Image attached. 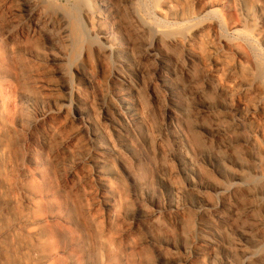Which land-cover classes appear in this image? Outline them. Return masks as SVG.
Listing matches in <instances>:
<instances>
[{
  "label": "rangeland",
  "instance_id": "374dc122",
  "mask_svg": "<svg viewBox=\"0 0 264 264\" xmlns=\"http://www.w3.org/2000/svg\"><path fill=\"white\" fill-rule=\"evenodd\" d=\"M23 1L0 0V23L6 32H16V48L21 53L25 50L35 51L33 58L23 56L22 60V55H13V58L9 53L14 73H18L16 75L19 76L22 87L36 98L35 108L42 110L44 106L54 108L64 104L68 108V117L56 114L45 122V128L52 125L58 130V135H44V129H41L33 136L44 143L46 155L52 159L67 146L73 152L65 157H68L67 159H60V162L55 163L56 184L62 186L72 165L94 153L89 128L81 121L78 111L67 104L70 98V80L74 79L79 85L98 131L104 134L109 143L117 145L121 140L134 153L135 158L109 157L114 171L119 175L115 183L122 197L126 223L124 226L134 223V242L146 245V250L131 253L128 242L122 241L119 253L121 264H128L129 256L130 264H185L186 256L182 247L194 242L202 248L209 250L210 247V251L218 252L222 258L221 264H240L256 252L264 253V242H259L260 234H257L264 221L261 195H256L261 193L258 192L262 185L255 172L259 165L256 155L260 151L258 152L257 146L256 148L248 145L247 131L244 126H240L230 111V95L219 92L216 83L204 70V64L209 62L206 47L199 45V49L198 44L195 46L201 51L202 57L190 64L191 66L183 50L167 47L166 51L157 53L159 58H164V68L156 58L149 55L153 36L141 31L132 15L128 0H38L44 1L43 9L48 11L47 14L51 17L46 28H50L52 35L45 33L46 29L41 27L38 29L39 36L35 39L27 34L35 24L29 21V8L25 0ZM142 1L144 2L137 3V9H141L139 12L141 11L142 16L152 24H160L161 21L154 16V1ZM103 3L109 7L108 10L103 9ZM88 9L95 13L104 10L107 20L119 29L120 41L123 45H130L129 49L124 51L123 66L117 58L104 52L97 32L91 30V24L85 16ZM61 15L63 19H60ZM97 19L98 17L94 20L95 25L100 23ZM204 20L202 23H205ZM162 23L161 25H165ZM23 36L29 37L30 40L27 41ZM85 50H90L91 53L88 60ZM62 52L65 54L64 60L57 64L53 62L54 57ZM119 65L124 78L134 89L131 96L142 106L140 110L144 122L140 127L145 135L144 139L136 137L131 129L122 123L112 107L109 97L114 85L112 75ZM162 70L178 94V108H171L170 101L158 81L157 73ZM43 83L53 86L55 91L53 89L49 92L50 90L43 88ZM198 93H204L202 99L198 98ZM253 100L255 101V97ZM169 108L176 115L173 120L167 116ZM31 113L32 111L26 110L23 112L26 127L24 132L20 133L18 143L22 154L28 149L30 135L27 131L33 121ZM184 169L198 170L202 181L196 176L188 178ZM236 174L239 176H235ZM198 180L202 183L203 190H195L193 183L196 184ZM248 183L253 185L254 188L250 184L256 192L252 197L243 186ZM233 184L238 187L243 184V190L233 198L223 196L221 192ZM86 186L94 192L89 197L90 205L99 204L101 200L98 184L93 178H88ZM143 186L147 189L146 201H143L141 196ZM177 189L181 194H177ZM80 196L84 198L81 193ZM199 199L210 205L222 202L225 206L217 214H202L199 212ZM176 200L184 205V210L178 215L170 209V203ZM144 210L158 220L162 227L152 226L141 220ZM102 214H106L108 218L104 208ZM117 231L119 233L121 227L115 228L113 232ZM244 232L248 233L246 237L243 236ZM165 239L173 244V248L162 249L161 242Z\"/></svg>",
  "mask_w": 264,
  "mask_h": 264
},
{
  "label": "bare ground",
  "instance_id": "6f19581e",
  "mask_svg": "<svg viewBox=\"0 0 264 264\" xmlns=\"http://www.w3.org/2000/svg\"><path fill=\"white\" fill-rule=\"evenodd\" d=\"M40 1L25 0L29 8H27L29 21L35 24V27L31 28L27 34L34 38L39 34L38 29L41 27L46 29L45 33L52 35L50 28H46L51 17L48 16V11L45 12L43 9L44 1ZM140 1L144 2L128 0L127 3L141 31L153 36L149 55L156 58L164 68V58H159L157 53L165 48L183 50L190 65L202 57L199 45L206 47L209 62L204 64V70L216 83L219 92L230 95L232 101L230 111L235 115L240 126H244L247 131L248 145L257 146L258 152L260 151L256 155V162L259 165L255 172L262 182L260 191L257 189L259 191L257 192L261 193L257 194L251 183L253 188L249 183L242 185L246 187L244 190L250 197L255 193L261 195L260 201L264 205V0H153L154 16L165 25L154 21L157 23L155 25L154 22L152 24L145 19L141 11L139 12L141 9H137V3ZM101 6L104 10L109 8L104 3ZM104 10L101 13H95L88 9L85 16L91 24V30L97 32L104 52L117 58L123 66L124 51L128 50L130 45H123L120 41L119 29L107 20ZM62 15L60 19H63ZM97 17L100 23L98 24L99 21H97L98 25H95L94 20ZM205 18H209L211 22L208 20V23L204 20ZM202 20L206 24L202 23ZM42 29L41 31L44 30ZM15 34L13 31L3 30L0 23V264H121L119 253L122 241L128 242L131 253L146 250L144 249L146 245L134 242L132 238L135 230L134 223L124 226L126 223H124L122 197L115 183L119 175L114 171L109 157L135 158L134 153L121 140L117 142V145L111 142L110 144L104 134L98 131L79 85L74 79H69L70 98L67 104L78 111L81 121L89 128L94 153L72 165L71 170L66 174L65 181L62 180L64 181V184L61 183L62 186L56 184L55 163H58L60 159H67L68 157H65L72 155L73 152L67 146L52 159L46 155L44 143L39 138L34 139L33 136L41 129H44V135H51V137L58 135V130L52 125L45 128V122L51 120L56 114L67 116L69 111L65 104L54 108L44 106L42 110L35 108V96L22 87L19 76L16 75L18 73H14L11 63L13 55H22L20 56L22 60L23 56L33 58L35 51L25 50L21 53L17 49L18 38L15 41ZM28 38L27 41L30 40ZM197 44L199 49L195 47ZM85 54L88 60L91 56L90 50H85ZM64 58L65 54L62 52L61 55L54 57L53 62L60 63ZM163 70L157 73L158 81L170 101L171 108H178L176 105L178 94L171 87ZM112 81L114 85L109 97L113 109L122 123L130 128L136 137L144 139L145 135L140 127L144 122L141 105L131 96L134 89L124 78L120 65L113 73ZM44 83L43 88L50 90L49 92L54 89L53 86L48 83L44 85ZM203 94L198 93V98L202 99ZM171 108L167 110V116L173 120L176 115ZM24 110L32 111L33 121L31 124L28 123L30 124L27 131L30 135L28 149L25 154H22V150L18 149V143L19 135L26 127V118H23ZM184 172L188 178L196 176L202 181V175L198 170L184 169ZM88 178H93L100 188L101 202L99 204L90 205L89 203V197L93 191L88 190L86 186ZM200 181L193 183L197 191L204 189ZM241 186L239 188L237 184H233L228 189H224L221 194L233 198L235 194L243 190ZM176 192L181 194L178 189ZM80 193L84 195V198H81ZM146 193L147 189L143 186L141 194L143 201L147 199ZM199 200V212L202 214H217L225 206L222 202L210 205L203 199ZM102 208L108 213V218L106 214H102ZM170 209L178 215L184 210V205L176 200L170 203ZM141 220L152 226L162 227L161 223L145 210ZM114 227L118 229L121 227V231L115 234ZM260 227V231L258 229L256 231L260 234L258 235L260 241H258L263 243L264 221ZM246 233L244 232L243 236ZM259 245L262 244L259 243ZM161 247L162 249L173 248V244L165 239L161 242ZM174 248H176L175 245ZM182 250L186 256L185 264H221L222 261L218 252L210 251V247L209 250L202 248L195 242L182 247ZM130 259L129 256L128 264L131 263ZM240 264H264V253L256 252Z\"/></svg>",
  "mask_w": 264,
  "mask_h": 264
}]
</instances>
